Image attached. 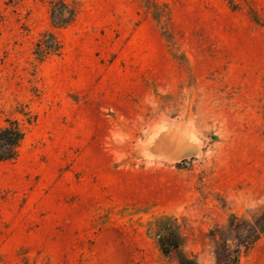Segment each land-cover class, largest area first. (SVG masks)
I'll return each instance as SVG.
<instances>
[{
    "label": "rangeland",
    "instance_id": "obj_1",
    "mask_svg": "<svg viewBox=\"0 0 264 264\" xmlns=\"http://www.w3.org/2000/svg\"><path fill=\"white\" fill-rule=\"evenodd\" d=\"M49 1L0 0V264H264V0Z\"/></svg>",
    "mask_w": 264,
    "mask_h": 264
},
{
    "label": "trees",
    "instance_id": "obj_2",
    "mask_svg": "<svg viewBox=\"0 0 264 264\" xmlns=\"http://www.w3.org/2000/svg\"><path fill=\"white\" fill-rule=\"evenodd\" d=\"M49 4L54 28H64L75 21L77 9L65 0H50ZM62 50L63 44L57 33L53 29H48L40 34L33 53L35 58L42 62L52 55H60ZM28 119L31 121V117ZM25 135V127L18 119L8 118L6 120V123L0 127V161L14 160L18 157ZM161 248L165 254H170L172 248H179V242L173 237L165 243L164 237L161 239ZM237 262L238 258L235 256V264ZM180 263L191 264L188 260H182ZM194 263L197 264V262Z\"/></svg>",
    "mask_w": 264,
    "mask_h": 264
}]
</instances>
